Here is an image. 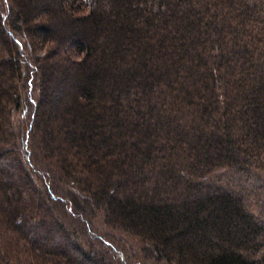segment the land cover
Wrapping results in <instances>:
<instances>
[{
    "label": "trees",
    "instance_id": "obj_1",
    "mask_svg": "<svg viewBox=\"0 0 264 264\" xmlns=\"http://www.w3.org/2000/svg\"><path fill=\"white\" fill-rule=\"evenodd\" d=\"M0 264H264V0H0Z\"/></svg>",
    "mask_w": 264,
    "mask_h": 264
}]
</instances>
